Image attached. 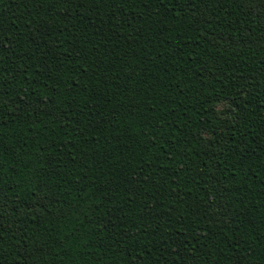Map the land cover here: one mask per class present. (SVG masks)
Listing matches in <instances>:
<instances>
[{
    "label": "trees",
    "instance_id": "obj_1",
    "mask_svg": "<svg viewBox=\"0 0 264 264\" xmlns=\"http://www.w3.org/2000/svg\"><path fill=\"white\" fill-rule=\"evenodd\" d=\"M0 264H264V0H0Z\"/></svg>",
    "mask_w": 264,
    "mask_h": 264
}]
</instances>
